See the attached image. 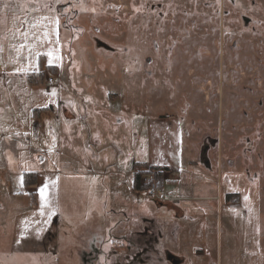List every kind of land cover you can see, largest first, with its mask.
<instances>
[{
  "label": "rangeland",
  "instance_id": "rangeland-1",
  "mask_svg": "<svg viewBox=\"0 0 264 264\" xmlns=\"http://www.w3.org/2000/svg\"><path fill=\"white\" fill-rule=\"evenodd\" d=\"M0 264H264V0H0Z\"/></svg>",
  "mask_w": 264,
  "mask_h": 264
},
{
  "label": "built area",
  "instance_id": "built-area-1",
  "mask_svg": "<svg viewBox=\"0 0 264 264\" xmlns=\"http://www.w3.org/2000/svg\"><path fill=\"white\" fill-rule=\"evenodd\" d=\"M147 190L146 193L148 196L159 199V200H165L166 199V194L164 191L160 188L158 182L156 181V178L154 175H151L150 178H147Z\"/></svg>",
  "mask_w": 264,
  "mask_h": 264
},
{
  "label": "trees",
  "instance_id": "trees-1",
  "mask_svg": "<svg viewBox=\"0 0 264 264\" xmlns=\"http://www.w3.org/2000/svg\"><path fill=\"white\" fill-rule=\"evenodd\" d=\"M139 178H140V175H139V174H136L135 177L133 178V187H134V189H136V190H141V189H143V186H141V185L139 184V182H140ZM161 187H162V186H161ZM145 189H147V185L145 186Z\"/></svg>",
  "mask_w": 264,
  "mask_h": 264
},
{
  "label": "snow or ice",
  "instance_id": "snow-or-ice-1",
  "mask_svg": "<svg viewBox=\"0 0 264 264\" xmlns=\"http://www.w3.org/2000/svg\"><path fill=\"white\" fill-rule=\"evenodd\" d=\"M53 95H55L54 92H53ZM39 192H40L41 197L43 198V197H44V194H45V189H44V187H41L40 190H39ZM245 199H247V197H246Z\"/></svg>",
  "mask_w": 264,
  "mask_h": 264
},
{
  "label": "crops",
  "instance_id": "crops-1",
  "mask_svg": "<svg viewBox=\"0 0 264 264\" xmlns=\"http://www.w3.org/2000/svg\"><path fill=\"white\" fill-rule=\"evenodd\" d=\"M168 256L176 257V255H174V254H172V253H169ZM173 263H175V262L173 261Z\"/></svg>",
  "mask_w": 264,
  "mask_h": 264
}]
</instances>
